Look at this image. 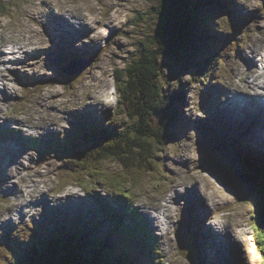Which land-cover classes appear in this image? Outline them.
I'll return each instance as SVG.
<instances>
[{"label": "rangeland", "instance_id": "obj_1", "mask_svg": "<svg viewBox=\"0 0 264 264\" xmlns=\"http://www.w3.org/2000/svg\"><path fill=\"white\" fill-rule=\"evenodd\" d=\"M247 1L249 4H246ZM158 2L159 0H0V79L5 80L0 88V264H8L6 259L8 260L9 254L12 253L5 247V238L2 235L12 236L20 230L19 236H28L34 229L33 223L38 232H46V236L48 234L52 236L54 227L56 234H60L65 240L64 243L60 242L58 250L66 252V256L78 255V247L81 248L82 243L75 236L82 231L83 248L79 253L83 254L85 259L94 262L91 256L96 257L98 254L99 260L102 258L108 260L107 250L110 259H117L114 249L122 246V242L119 241L123 238L120 235L121 227L113 226L111 219L105 218L104 214L110 205L104 198L111 202L124 203L131 209L137 208L143 219L149 215L155 218L159 215L155 208L163 207L167 195L164 187L180 178H184L187 184L172 196L175 198L174 204L179 207L174 209L171 203L169 220L167 222L158 220L163 223L162 228L153 227L151 231L152 236L160 240L158 247L161 256L159 257L157 253L152 256L153 260H164V264L194 263L195 259L188 260L186 252L178 250L177 231L180 232L179 223L184 220L182 229L186 228L187 236L193 238L195 235L196 243L211 238V229L203 231L204 227H214L216 228L214 231L220 233L221 223H225L224 225L241 243L244 254L241 253L240 258L244 259L243 264H262L252 235L258 234L259 225H262L264 220V214L258 218V213H255L261 204H264L262 192L251 186L231 192V189L216 183L215 179L205 172L209 165L203 164L205 156L202 152L206 150L208 144L206 140L198 144L197 132H203L205 124L208 123L209 110L213 108L212 100L208 101V105L202 96L208 95L205 91L207 89L209 92L211 88L226 89L230 78H235L233 71L236 62L229 71L232 72L230 77H226L225 74L230 67L222 66L224 69L221 68L219 71L223 74L220 82V78L214 77L208 83H204L205 85L198 83L192 85L191 78L183 76L185 92L184 98L179 101L183 116L173 123L178 133L163 146L157 145L154 138L146 135L142 140L148 151L146 155L157 158L151 170L143 172L133 170L130 178L127 171L131 169L129 166L124 167L125 165L118 161L108 162V159L94 152L96 157L93 160L96 162L93 165L87 162L89 164L87 166L77 161L80 152H84L83 144L80 143H76V147L66 149L69 152L67 156L55 153L50 143L49 146H42L46 149V155L28 146V139H36L42 135L46 136L48 141H55L57 137H61L65 143L73 141L76 133L87 129L93 130L91 115L100 118L109 112L112 117L117 108L114 78L116 71L124 70L132 53L137 50L138 42L144 41V36L150 49H156V45L150 42L156 35L154 31L162 24L159 15L156 18L153 11ZM213 4L206 2L211 8ZM238 6L249 12H256L252 20L245 25L248 26L250 22L255 21L254 26L248 28L246 45L242 50L246 52L253 44H258L264 38V3L261 0H239ZM140 14L144 18L143 28L132 26ZM214 14L217 18L213 21L217 22L213 24L216 26L227 16L225 8ZM236 15L240 16L239 10ZM59 17L76 27V31L72 33L70 28L73 27L62 26L63 19L58 21ZM75 17H82L83 20L78 18L75 20ZM22 43H25L26 47L21 49L19 45ZM254 47L255 49L251 51L261 53L264 50V42ZM220 54L223 56L221 52ZM61 57H68L66 65L58 63L60 61L57 59ZM166 61L167 58L163 57L158 64L162 67ZM76 69L83 72L75 76V80L70 82L71 85L52 83L49 79L54 78V75L58 76L62 71L76 73L78 71ZM161 70L168 74L167 68ZM238 81H244L243 77L235 79L233 84ZM161 82L164 90L172 91L176 88L174 81L167 79ZM1 83L0 81V85ZM210 83L215 86L211 87ZM207 86L211 88H206ZM247 98L255 100L254 96L246 95L245 101ZM243 101H240V104H243ZM243 106L252 108L245 102ZM19 110L23 114L18 115ZM253 116L252 121L256 117ZM12 117H17V120H11ZM262 117L260 121L252 123L254 131L255 125L261 128ZM35 122L43 128L33 129L32 124ZM102 127L104 128V125ZM200 128L202 130L198 131ZM7 131L14 133L3 140V134ZM11 136H17V140L20 136L21 149L16 148L7 152L6 142L12 143ZM227 136L228 134L224 133V138ZM111 137L114 139L115 136L111 133ZM104 144L103 148L110 146L111 151L119 150L116 142ZM11 145L14 148V145ZM91 147L92 144H89L86 149ZM94 147L95 145L92 150ZM112 181L123 183L116 186ZM175 187L180 188L178 184ZM19 194L26 198V203L20 209L23 218L16 213L19 211L4 212ZM117 194L128 195L129 200L117 198ZM239 197H245L244 205L248 211L246 208L236 206ZM4 198L8 199L7 203H3ZM149 206L155 208L149 209L146 215V207ZM207 207L217 208L212 217L211 213L206 212ZM64 212L67 214L63 217L61 213ZM2 216L9 218L5 219ZM82 220L85 225H81ZM150 220L152 219L149 218ZM231 221H234L236 226ZM29 224H32L31 232L28 230ZM150 224H153V220ZM72 237L76 242L69 250L70 254L65 250L73 242ZM133 243L135 244L134 240ZM149 243H152V240ZM130 247L131 242L126 249ZM122 250L127 259L130 257L127 253L133 256L129 261L135 264L138 259L136 252L131 249L126 252L123 246ZM198 250L192 251L199 261L201 255L205 254L202 258L203 264H211L206 258L212 262L215 259L217 263H213L220 264L221 261L215 254L210 255L200 248ZM138 253L142 258L150 259L149 251ZM78 257L83 258L79 255ZM122 259L125 264H130L127 259ZM226 264H234V261Z\"/></svg>", "mask_w": 264, "mask_h": 264}, {"label": "trees", "instance_id": "obj_2", "mask_svg": "<svg viewBox=\"0 0 264 264\" xmlns=\"http://www.w3.org/2000/svg\"><path fill=\"white\" fill-rule=\"evenodd\" d=\"M208 1L211 5L212 1L210 0H159L158 6L153 8V11L156 18H158L157 15L160 16L162 24L159 29L154 31L156 35L150 42V44L156 45V49H150L144 36V41L138 42L137 50L132 53L124 70L116 71L114 78L116 79V117L118 119H112L113 129L108 134L101 126L96 130L87 129L76 133L73 139L74 142L65 146L64 149L71 148L76 143L83 144L84 152H80L77 161L87 166H89L87 162H91V165H93L96 162V160H93L96 157L93 154L94 152L108 159V162H119L125 165L124 167L129 166L131 169H126L130 178L131 173L134 172L133 170L143 172L152 169V165L157 162V158L146 155L148 151H146L145 143L142 142L144 135L154 138L157 145L168 144V140H172L174 135L178 133L174 128V121L178 118L180 120L183 116V111L181 115L180 110L181 103H179L184 98L183 88L170 92L168 89H163L161 81L168 79L180 85L185 73H192L194 80H200L203 75L210 76L213 71L211 65L210 69H208V66L214 53L215 43L212 38L215 27L212 28V21L209 16L211 15L210 11L214 13L217 9L216 7L210 10L207 8L206 13V2ZM221 2L224 1L221 0ZM200 6L203 7L202 10L198 9ZM143 19L140 14L132 26L143 28ZM156 28H158V25ZM207 53L209 56H207ZM216 53L218 54V52ZM163 57H166L167 61L160 67L158 63ZM208 57H210V61ZM63 59L66 62L69 60L68 57ZM162 68H167L168 74L163 73ZM53 77L49 78L50 81L57 79V75ZM60 79L58 78L57 81L64 83L65 79ZM178 111H180V115H178ZM114 124H116L115 127ZM117 125L120 126L117 127ZM209 129L211 128L209 127ZM112 132L115 136L114 139L111 137ZM94 139L96 143L93 142ZM106 142H116L119 150L111 151L110 146L103 148ZM89 144H92V147L95 145L93 150L92 147L86 149ZM252 149V156L244 155L250 158L263 157L262 152ZM231 152L234 153V151ZM236 159L240 165L241 174H245L243 180L247 181L246 184L249 183L257 187L262 192L264 199V165L246 159ZM218 169L225 171L220 166H218ZM112 182L118 186L123 183ZM237 205L246 208L244 202H238ZM255 213H258V218L262 216L264 214V204H261ZM131 222H134V220H131ZM135 230L139 232L137 228ZM40 233L36 234L34 232V235L27 239L21 247H17L15 244L7 245L12 248V253L9 254L11 259L9 264H125L122 259H126L122 250L123 246L127 252L125 245L117 246L114 249L117 259H110L109 257V261L103 260V258L99 260L97 258L98 254L95 252L96 257L91 256L94 262H90L84 258L83 254L79 253L83 248V240L80 236L83 235L82 231L79 232L80 235L75 237L78 240L81 239L82 246L81 248L77 247L78 255L83 258H79L77 254L72 255L69 251L76 242L73 237V242L65 250L71 256H66V252L62 253L61 249L58 250L60 242L64 243L65 240L61 238L60 234H56L54 227L52 236L49 234L46 236V232L43 231ZM257 233L259 238L258 240L255 239V243L262 264H264V247H262V243L264 245V220L262 226L259 225ZM146 249L150 250L149 247ZM107 255H109V250H107ZM129 256L130 259H133V256ZM190 256L187 257L191 259ZM135 264H146V262L139 256Z\"/></svg>", "mask_w": 264, "mask_h": 264}, {"label": "bare ground", "instance_id": "obj_3", "mask_svg": "<svg viewBox=\"0 0 264 264\" xmlns=\"http://www.w3.org/2000/svg\"><path fill=\"white\" fill-rule=\"evenodd\" d=\"M201 1H205V0H201ZM210 1H213V0H210ZM198 9L200 10L201 8H198ZM239 11H240V16H241L242 15V12H241L240 9H239ZM234 15H235L236 18L238 17L236 15V12H234ZM60 19H63V20H61L62 21V26H66L67 28L70 27V26L73 27L72 29L70 28V30L72 31V33L74 31H76L77 28L74 27L73 25L67 23V21H65L64 18L59 17L58 18V21H60ZM84 19H86V17H84ZM78 20H83V18L82 17H78ZM49 21L51 22V20H49ZM211 25H212V28L216 27V25H214L213 23H211ZM25 47H26V44L25 43H22L21 45H19V48H21V49L22 48H25ZM252 49H255V47H253ZM250 53L260 54L257 51L256 52L255 51H251ZM261 53H263L262 55L264 56V50ZM212 59L213 60H216V57H214ZM248 61L250 63H252V65H253V64H256L258 62V59L255 56L250 55L249 58H248ZM79 69H80V67H79ZM75 74H76L75 71L74 72L65 71L62 74L58 75L57 76V79L58 78L65 79L64 80V83L61 82L60 84H64L65 86H67L68 84H70L71 81H74L75 80V77H74ZM77 74L80 75V73H77ZM234 75L235 76L243 77L244 79H246V82L244 84H242V85H235V84H232L231 83V80H230L228 82L227 89H225V92H222L223 94H222L221 98H219V101L220 102H217L216 90H214V89L211 88L209 93H210V96H211V100L213 102V108L210 110L209 114L210 113H213V112H216V113L214 115H212L210 117V119L207 118V121H208L209 125L218 124V127L220 129H221V127L223 125H227V123H228L231 127H233L236 130V132H239L242 129L241 126L245 127L247 125V123L241 121L239 118H243L247 114H252V115H255V116L257 115V113H256L257 108L253 112L249 107L248 108L247 107H244L243 104L245 102L246 105H249V106H251L253 108V106H255V105H257V104L260 103V99L258 98V96L264 95V71H262L260 73H257L255 68H253V69H244L242 67H240V68L238 67V69L235 70ZM57 79L52 80V83L59 84V82H58L59 80L57 81ZM0 81L2 82L1 85H0V88H1L3 86V84L5 83V80L4 79L3 80L0 79ZM255 84H256V88H254V85ZM236 90H239V91L244 92V95L243 94H237V93H235L234 91H236ZM245 94L246 95H249V96H254L255 100H252L250 98H247V100L245 101V99H246V95ZM242 100H244L243 101V104H240V101H242ZM21 112L22 111L19 110L18 115L23 114ZM237 112L240 113V115H238ZM216 114L222 115L224 117V119H225V120H223L224 122H222V119L220 120V116H218ZM112 118L113 117L107 116L106 119H105V122H104V131L107 132V134L113 128ZM253 119H254V116H253ZM11 120H13V121L14 120H17V117H12ZM28 121H29V119H28ZM105 126H108V127H105ZM260 126H261V128L258 125H255V131L254 132H255V135H260L262 137V140H264V114H263V117H262V121H261ZM7 127H8V129H10L9 126H7ZM235 127H237V128H235ZM32 128L35 129V130H41L43 128V126L40 125L38 122H35V123L32 124ZM112 134H113V132H112ZM8 142L11 143L10 141H8ZM28 143H29L28 146H30V145H38V140L31 138V139H28ZM17 148H20L21 149V146L18 144L17 145ZM58 149L59 148H57V150ZM5 151H7V152L14 151L13 150V146L11 144H9L7 147H5ZM244 154L252 155L253 152L251 150H245L244 151ZM261 158L264 159V155ZM95 190L96 189H94V191ZM20 194H19V197H17V199L14 201V203L11 204L12 206L10 205V207H8L7 210H5L4 212H7L8 213V212H12V211H20L21 207L26 203V198L23 197V196H21ZM31 197H32V195H30V198ZM20 199H22V200H20ZM7 200L8 199H5L4 198L3 203H7L8 202ZM164 202H165V204L161 208H157V207L155 208V207H150V206L149 207H146V211H145L146 214H148L149 213V209H152V208L157 209V212L159 214V215H157L154 218L155 221H154V224H152V226L153 225L154 226L155 225L160 226L161 225V223H160L161 220L162 221H165V222H167V220H169V218H170L169 216H170L171 213H170V211H169L168 208L171 209V206L169 205L170 203H169L168 199H166ZM144 206H145V204H144ZM243 208L245 209V207H243ZM64 214H67V213H65V212L64 213H61V215L63 217L65 216ZM70 217H73V216H70ZM148 217L153 220V218H151V216H148ZM133 220L134 219H132V221ZM152 220H150V221H152ZM131 223L133 224V223H135V221L134 222H131ZM81 225H85L83 220H82V224ZM221 226H225V225L224 224H221ZM139 234H140V236H144L143 232H141V231H139ZM125 235H126V237L131 242V247L129 249H131L132 251L134 250L136 252L137 258H139V256H140L138 252L148 251L146 249L147 247H149L148 245H138L137 246V242H138V237L137 236H135V235L132 234V238H131L126 233H125ZM133 240H134L135 244L133 243ZM158 241H160V240L157 239L155 241L156 242L155 245H159L158 244ZM214 241H217L218 242L219 240L217 238H215V237H214V240L211 243H209L207 240H201V241H198V243L195 244V247L197 249V245H198V248L205 250L210 255H214L215 254L219 258V260H221L220 264H226L225 256L223 254L220 255V251H221L220 242H218L217 244H215V247H214L213 246L214 245ZM144 247H146V248H144ZM214 248L216 249V251L213 250ZM149 252H150V259L151 260L150 259L143 258L144 261L147 264H150L153 261V257H152L151 250H149ZM104 253H106V252H104ZM108 257H110V256L108 255ZM213 262L214 263H217V260L214 259ZM201 264H203V262H201Z\"/></svg>", "mask_w": 264, "mask_h": 264}, {"label": "water", "instance_id": "obj_4", "mask_svg": "<svg viewBox=\"0 0 264 264\" xmlns=\"http://www.w3.org/2000/svg\"><path fill=\"white\" fill-rule=\"evenodd\" d=\"M158 17L160 18V16ZM161 23H162V20H161ZM202 153L204 154L205 157L206 156L209 157L210 155H212L210 151L207 149L203 150ZM207 160L211 166H208L207 169H205V172L211 175L219 185L221 186L224 185L226 187H229L230 185L235 186L238 183L243 181L245 174H241V171L239 169L240 165L238 162L232 161V162H229V165H227L226 163L218 162L217 158L214 157L213 155L210 156V158H208ZM204 165L207 166L206 164ZM218 166L223 167L225 171L218 169Z\"/></svg>", "mask_w": 264, "mask_h": 264}]
</instances>
